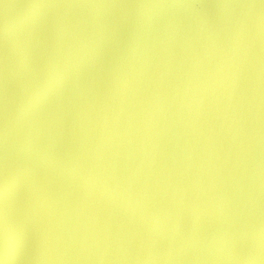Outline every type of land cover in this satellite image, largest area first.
I'll return each mask as SVG.
<instances>
[{
    "label": "water",
    "instance_id": "obj_1",
    "mask_svg": "<svg viewBox=\"0 0 264 264\" xmlns=\"http://www.w3.org/2000/svg\"><path fill=\"white\" fill-rule=\"evenodd\" d=\"M0 264H264V0H0Z\"/></svg>",
    "mask_w": 264,
    "mask_h": 264
}]
</instances>
